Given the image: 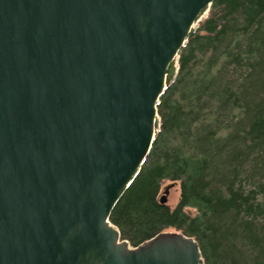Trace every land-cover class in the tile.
<instances>
[{"label": "water", "instance_id": "1", "mask_svg": "<svg viewBox=\"0 0 264 264\" xmlns=\"http://www.w3.org/2000/svg\"><path fill=\"white\" fill-rule=\"evenodd\" d=\"M214 2L0 0V264H205L195 238L133 247L110 216Z\"/></svg>", "mask_w": 264, "mask_h": 264}, {"label": "trees", "instance_id": "2", "mask_svg": "<svg viewBox=\"0 0 264 264\" xmlns=\"http://www.w3.org/2000/svg\"><path fill=\"white\" fill-rule=\"evenodd\" d=\"M179 67L110 222L133 247L176 231L205 264H264V0H215ZM166 181L179 185L175 207L160 202Z\"/></svg>", "mask_w": 264, "mask_h": 264}, {"label": "rangeland", "instance_id": "3", "mask_svg": "<svg viewBox=\"0 0 264 264\" xmlns=\"http://www.w3.org/2000/svg\"><path fill=\"white\" fill-rule=\"evenodd\" d=\"M169 189L170 193L168 196V202L167 204L170 207H175L179 201L180 197V190H179V185L178 184H173L172 182L166 181L162 185V189L160 192V198L165 194V191ZM171 232V231H169Z\"/></svg>", "mask_w": 264, "mask_h": 264}]
</instances>
